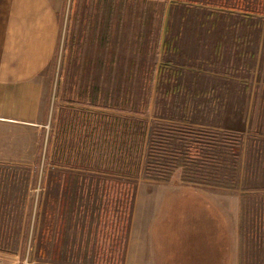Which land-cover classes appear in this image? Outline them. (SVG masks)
<instances>
[{"label":"rangeland","instance_id":"obj_1","mask_svg":"<svg viewBox=\"0 0 264 264\" xmlns=\"http://www.w3.org/2000/svg\"><path fill=\"white\" fill-rule=\"evenodd\" d=\"M216 1L123 0V66H133L135 70V66L145 65L150 59L154 63H168V68L177 73L171 85L177 86L181 80L185 88L166 90L169 85L164 84L162 89L148 90L143 82L151 77L148 74L120 75L114 68L113 73L106 76L107 90L100 94L108 116L114 114L112 110L119 109L123 117L133 119V115H139L148 122V131L139 124L140 145L146 138V152L157 126L186 123L241 137L237 157L233 159L216 150L219 167L211 174L212 184L204 185L209 188H197L180 183L179 169L170 175L168 183L147 178L144 173L146 154L143 155L140 199L133 204L134 208L132 206L131 219V204L127 207L125 234L120 238L108 239L109 215L99 202L92 203L83 227L78 225L81 220L75 217L68 220V226L73 224L66 231L65 218L62 219L58 233L65 239L63 242L68 238L69 242L76 241L84 235L83 249L79 251L73 248L43 250L41 231L50 230L52 221L56 222L51 215L52 203L45 202L49 188L40 204L41 188H37V193L35 187L29 185L28 172L7 166L4 170L15 173L16 177H11L6 181L8 184L0 188V195L7 201L5 210L9 212L7 218L0 217V233L10 237V246L0 250L3 264H264V0H241L242 3L226 0L224 4L219 0V7L228 10L224 11L227 18L232 22L246 18L251 27L247 42L219 43L217 56L212 49L213 36L209 32L201 35V29L192 21L207 17ZM164 15L170 23L167 22L162 33L159 20ZM182 19L191 21L184 24ZM145 21H149V25H145ZM225 29L219 28L220 31ZM230 30L240 36L244 28ZM158 40L171 42L170 50L164 55L156 46ZM115 48V42L108 44V57L115 58ZM63 52L64 48L60 51V61ZM189 79H194V83L186 84ZM75 93L70 92V97ZM46 132L47 145L51 141L49 123ZM43 160L47 162L45 155ZM48 162H52L51 159ZM147 194L154 196V204L144 202ZM239 197L242 205L238 212ZM206 203L217 205L222 211L224 207H235L234 212L228 209L230 218L234 219L231 233L224 217L209 213ZM259 217L261 222L256 231L255 219ZM80 228L84 229L83 233ZM230 234L236 244L235 253L237 246L240 249L239 260L229 257Z\"/></svg>","mask_w":264,"mask_h":264},{"label":"crops","instance_id":"obj_2","mask_svg":"<svg viewBox=\"0 0 264 264\" xmlns=\"http://www.w3.org/2000/svg\"><path fill=\"white\" fill-rule=\"evenodd\" d=\"M122 1L0 0V188L8 184L6 181L11 177H16L15 173L4 170L7 166L28 172L29 185L35 187L37 193V188H41L40 204L49 188L45 202L52 203L51 215L56 222L52 221L50 230L41 231L43 250H82L84 235L79 239L81 242L78 239L69 242V238L63 242L65 239L60 237L58 227L65 218L67 231L73 224L68 226V220L75 217L81 220L78 225L83 227L86 213L95 202L102 204V210L109 215L108 239L117 240L125 234L127 207L131 204V219L132 206L139 202V178L147 146L146 138L140 145L139 124L148 131V122L139 115H133V119L123 117L119 109L112 110L114 114L108 116L100 94L107 90V74L113 73L114 68L120 75L148 74L151 77L143 81L148 90L162 89L164 84L169 85L166 90L185 88L181 80L177 86L171 85L177 73L168 68V63H154L150 59L145 65L135 66V70L133 66H123ZM219 3L217 0L211 6L207 17L192 20L201 29V35L209 32L213 36L212 49L216 56L221 47L219 43L247 42L251 27L250 20L243 17L232 22L224 14L228 11L226 7H219ZM166 17L159 20L162 33L167 22L170 23ZM181 21L185 24L191 20ZM145 25H149V21H145ZM206 27L209 30L203 31ZM222 27L226 29L220 31ZM234 27L244 28L243 34L232 33L234 30L230 28ZM110 42L116 44L114 59L107 53ZM156 46L164 55L170 50L171 42L158 40ZM62 48L64 54L60 61ZM193 81L189 79L186 84L191 85ZM75 91L77 93L70 97V92ZM48 123L51 141L46 145ZM44 155L47 162L43 160ZM49 159L52 162L49 163ZM153 198L147 194L144 202L154 204ZM6 202L0 195L2 218L9 216ZM206 205L209 213L224 217L231 233L234 219L230 218V212H234L235 207H228L229 212L226 207V211H222L217 205ZM240 205L239 197L238 212ZM147 207L149 209V205ZM260 219H255L256 231ZM238 222L237 219V225ZM80 229L83 233L84 229ZM4 234L0 233V250L10 246V237ZM230 244V259L234 256L239 260L240 249L237 246L235 253L232 236Z\"/></svg>","mask_w":264,"mask_h":264},{"label":"trees","instance_id":"obj_3","mask_svg":"<svg viewBox=\"0 0 264 264\" xmlns=\"http://www.w3.org/2000/svg\"><path fill=\"white\" fill-rule=\"evenodd\" d=\"M240 138L187 125L160 124L148 143L145 176L166 182L179 169L181 181L211 185L214 179L211 174L219 167L218 151L235 159Z\"/></svg>","mask_w":264,"mask_h":264},{"label":"built area","instance_id":"obj_4","mask_svg":"<svg viewBox=\"0 0 264 264\" xmlns=\"http://www.w3.org/2000/svg\"><path fill=\"white\" fill-rule=\"evenodd\" d=\"M0 264H3V261H2V259H1V257H0Z\"/></svg>","mask_w":264,"mask_h":264}]
</instances>
